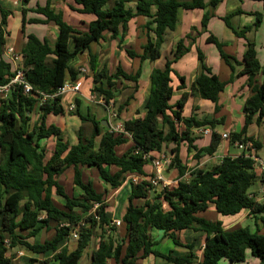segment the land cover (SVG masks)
Segmentation results:
<instances>
[{"label": "trees", "instance_id": "16d2710c", "mask_svg": "<svg viewBox=\"0 0 264 264\" xmlns=\"http://www.w3.org/2000/svg\"><path fill=\"white\" fill-rule=\"evenodd\" d=\"M30 1L22 0V32L26 40L18 66L33 90L25 94L21 86L14 85L7 94L0 93V264H14L9 252L16 248L37 256L18 264H80L94 239L97 247L90 254L89 264H142L151 255L165 264H219L222 259L237 264L245 262L249 255L264 264V200H258L254 192L264 175L255 161L243 151L202 169L189 168L181 158L182 143L187 144L188 154L194 153L200 159L203 153L214 155L222 141V135L214 130L222 123L221 119L199 120L184 115L190 94L212 101L219 112L220 94L228 82L241 75L248 77L251 95L243 106L244 127L241 132H232L230 141L234 144L238 140H252L257 152L263 148L261 141L246 135L252 123L264 122V63L260 62L256 45L247 36L252 27L238 30L231 23V17L242 11L223 17L236 36L246 40L241 60L228 53L226 44L216 36L211 34L207 38L230 67L229 80H222L213 72L204 52L198 48L200 71L191 92L185 91L175 103L171 102L176 89L172 75L180 81L178 89L186 88V78L178 74L174 64L191 50L197 39L194 32L201 34L193 26L179 39L163 67H155L151 72L146 115L123 121L128 134L113 132L100 120L83 115L81 99L76 98V109L70 111L71 115L78 116L82 123L90 122L92 130L89 136H84L81 127L77 142L71 143L59 126L48 123V117L67 113L64 96L57 93L66 81L80 79V71L70 65L76 57L85 52L89 54L94 84L91 92L102 97L105 105L116 101L120 84H132L126 89L131 88L133 92L116 111L119 119L136 98L143 62H155L162 57L165 36L176 29L179 10L214 8L223 0H73L78 7L69 5L71 10L95 16L85 30L68 23L64 12L53 6L52 0L27 8ZM254 1H261L264 6V0ZM30 11L39 17L27 18ZM11 14L0 2V85L7 84L13 76L11 63L3 55ZM137 17L146 19V38L141 51L123 47L129 24ZM210 18L211 14L205 12L202 27L206 32ZM263 18L264 13H257L255 26ZM50 23L58 30L54 44L46 37L26 31L27 24ZM108 39L116 40L118 48L124 49L130 59L140 60L135 72H126L120 63L114 72L101 67L91 46ZM237 66L241 67L239 71ZM204 127H211L213 131L210 143L200 148L196 144L200 136L195 130ZM51 138L55 143L49 151L47 142ZM129 142L131 145L120 153L119 147ZM171 145L172 162L168 169H177L178 179L175 185L157 192L148 180L152 172L146 168L150 164L146 155L165 151ZM70 168L73 169L72 193L60 181ZM85 168L95 169L99 179L112 189L122 186L127 174L141 176L137 183L131 181L128 207L122 218L123 236L112 225L107 189L100 191L93 180H86ZM211 205L223 216L248 210L255 230L249 226L230 230L221 220L206 218L203 214ZM154 229L164 231L175 248L167 253L156 249L159 243L152 236ZM184 230L204 234L200 253L194 242L180 240L178 233ZM45 231L54 233L45 240H32ZM75 232L77 238L73 237ZM71 240L76 245L73 249L67 245Z\"/></svg>", "mask_w": 264, "mask_h": 264}, {"label": "crops", "instance_id": "0c3cea01", "mask_svg": "<svg viewBox=\"0 0 264 264\" xmlns=\"http://www.w3.org/2000/svg\"><path fill=\"white\" fill-rule=\"evenodd\" d=\"M46 1L47 0H31L30 3L28 4L27 8H32V7L34 8V7H36L37 3L44 5V4H46ZM207 1H209V0H207ZM0 2H1L3 7L11 10V12H12V14L8 18L7 31L9 33L6 34V37H5L6 43L3 47V55H4L5 60L11 63V67L13 68L14 63L11 61V59L8 55V49L10 47H13V48H15V51L20 54L22 47L24 45L23 43H25L24 33L22 32V15H23L22 10L24 7L22 4V0H0ZM52 3H53V6H55L58 10H62L64 12V15L72 16L75 20H77V22H83V23L86 22L84 20L87 16L91 18V19H89L88 24L90 21L95 19V16L92 14H83V13H80L77 11H74L77 15H70L69 12L71 9H70L69 5H72V4L75 5L73 1H71V3L65 4V5L56 4L54 0H52ZM75 6L78 7L77 5H75ZM238 10H241L242 12L232 16L231 17V23L238 30H241L242 28L248 27V26L252 27V30L247 33V36L250 39V41L256 45V49L258 52V58H259L260 62L264 63V18H263V20L259 26H255L256 20H257L256 14L257 13L258 14L264 13L263 2L254 1V0H223L219 5H217L214 8L207 7L206 9H196V10H189V11L180 9L179 13H178V24L176 26V29L173 31H168L166 36H165V42L162 45V55H164L165 58L169 57L171 55V50L176 46L179 39H181L187 33H189L193 26L198 27V29L201 31V34L197 35V33L194 32V36H197L196 42L191 46V50L188 53H186L177 63L174 64V68L176 69L178 74L185 76V78H186V88L185 89H178L177 87L180 84V81L176 75H172L173 85L176 88L174 91L173 97H177L176 101L181 97V95L185 91L191 92L192 84L199 74L200 62L198 59V48H200L204 52V54L206 56V63L208 66H210L212 68L214 73H216L222 80H229L231 78L230 67L222 60V58L219 54V51H218L217 47L215 46V44L209 43L207 41V38L211 34L216 36L219 40H222L226 44L225 50L228 53L237 56V58L239 60H241L242 56L246 50V40L244 38L237 37L236 34L234 33V31L230 27H228L226 22L223 20L224 16L231 15L232 13H234ZM181 12H184V17H181V14H182ZM205 12H208L209 14H211L210 21L208 22L209 24H208V31L207 32H206V30H203V27H202V19L204 17ZM15 15L19 16V18L21 19V27H20L19 34L22 35L21 36L22 37V46H21L20 50L17 49L18 48L17 44H18V42H20L19 41L20 36L17 35L16 37H14L12 34V31L10 30V22L15 17ZM30 17H39V16L36 13L30 11L27 13V18H30ZM145 23H146V19L144 17H137L130 22L128 35L126 37L125 43L123 44L124 48H131V47H127V44L133 43V45H134V44H136V41H142L139 43V45L144 43V40L146 38V29L144 28ZM29 25H31V24H27V27H26L27 32H30L28 30V28H30V27H28ZM37 25H42V24H37ZM73 26H75V25H73ZM179 26L181 28L178 30ZM75 27L79 28L78 26H75ZM37 28H38V26H37ZM37 28L35 30H37ZM79 29L85 30L86 28H79ZM182 29H183V32L179 36H176V38L173 41L170 40V42L168 44L169 45L168 48L164 49L163 46H164V44H166V41L168 40V36L174 37L175 34L178 35V32ZM216 30L219 32V34L216 32ZM34 33L37 34V31H35ZM108 37H109V35H108ZM108 40H102V41L108 42ZM111 41H116V40H111ZM99 43H101V42H99ZM186 43H188V42H186ZM116 48H118V44L116 45ZM118 50H124V49L118 48ZM124 51H122L120 53L117 51V53H116L117 63H116V66L113 70H109L110 72H114L119 63L122 65L123 69L128 73L135 72L138 69V67L140 66V60L138 58L130 59L128 57V55L126 56L123 54ZM86 53L87 52L80 54L78 57H76L70 63V65L77 70V65L80 64L79 59L81 58V56H83ZM125 53H126V51H125ZM148 62L152 63L151 64L152 68H151V70L146 71L145 67H146V64ZM158 62H159L158 60L155 62H151L149 60H146L143 62V71H142L141 78L139 79V82H138L139 89L134 94L136 98H135V100H133L131 102V104L128 106L127 110L122 114L121 119L119 121H117L118 123L119 122L123 123L124 120H128V119H135L138 117H144L146 115L145 104H146L147 99H148L151 72L153 71V69L155 67L162 68L164 65V64L160 65V64H158ZM12 68H11V70H12ZM240 69H241V67L237 66V71H239ZM88 79L90 81L92 79V76L91 77L89 76L88 78H84V81H87ZM92 81H93V79L91 80V82ZM77 82H80L81 86H82L81 78L79 80H77ZM91 82H90V86L92 88L94 84ZM84 83H83V87L82 88L80 87L79 93L76 94L75 96L72 93H67L66 95H64V99L66 100V103L64 102V105H65L66 109H67L68 104L72 101V99L75 100L76 98H79V99H81L80 112L83 115L94 117L95 119L100 120L102 125H104L103 122L105 121L108 124V127H106L105 125L104 126L108 129H111V127L115 124L114 120H116V118L115 119L109 118L108 108L104 109L103 107L100 108V107L96 106L95 107L96 109H95L91 106V103H90L91 97H88L87 92H86L87 90H84V87H85ZM142 87H143L144 94H142V91H141ZM250 95H251V88L248 85V77L246 75L236 76L230 82H228L225 90L220 94L219 105L221 106V109L219 112H216L215 104L212 101L207 100V99H203V98L199 97L196 93L192 92L190 94L188 101L186 103V106H185V108L188 106L190 107V114L187 115L185 113V110H184V115L187 117L195 116L199 120H204L205 118H209V119H211V118L215 119L216 118L217 120L221 119L222 120L221 124L223 125V129L219 130L217 126L214 129L217 132H219L221 135H223L224 133H229L231 135L232 132H241L243 127H244V124H245V114H244L243 106H244L246 99ZM141 102L143 105H141ZM99 109L101 111H99ZM67 113H68V111H67ZM67 113L65 115H59V116L50 115L48 117V123H55L53 120L54 117H57L60 119L62 118L63 123H59L57 126H59L63 130V133H64L66 139H68L71 143H76L78 140L79 130L81 127H83V123L78 116L70 114V118H76L77 119V121H74L72 123L73 127L71 129L75 131V135L72 136L71 130H68V132H66V128H67L68 124L65 125V123H64L65 118L67 117ZM130 113H135V114L133 117H128L127 115ZM91 126H92V124H91ZM204 128L211 129V127H204ZM91 130H92V128H91ZM211 131H213V129H211ZM82 133L84 136H87L84 134V131H82ZM195 133H196V135L200 136V138L198 140H196V144L198 145V147L202 148V147L207 146L210 143L211 134L203 135L201 130H195ZM246 135L252 136V137H254V139H257V140L262 142L263 148L260 151H258L259 156L262 157L260 155V152L264 149V122L261 125H258L256 122L252 123L249 126ZM69 137H71V138H69ZM49 140H51V141H53V143H55L54 138H51ZM130 145H131V143H130ZM47 147H48V142H47ZM121 147H119V148H121ZM53 148L50 149L48 147L49 151H52ZM233 149H236L237 151H234ZM160 153H165V151L153 152V153H151V155L154 157V156H158ZM241 153H242V151L240 149H238L234 144H231L230 139L223 138V137H222L221 144L218 147L217 151L214 153V155H208L206 153H203L202 157L200 159H196L193 155L194 153L188 154L186 143L181 144V158L183 159L184 163H186V165L189 168L198 167V168H202V169H207V168H210L213 165L219 163L221 161V159H223L227 155L237 156V155H240ZM50 154H51V152L49 153V155ZM262 158H264V157H262ZM146 168L149 172L153 171V167H152L151 163ZM89 170H91V169H89ZM115 170H117V169H115ZM165 172L168 173L171 178L175 177L176 180L178 179L177 169L169 170L167 167L165 169L164 173ZM135 176L139 177L140 175L127 174L126 181L122 184V186H120L117 189H112L111 187H109L108 185H106L104 182H102L99 179L101 184L103 185L104 190L107 189L106 201L109 204L108 211H109L110 216L113 219V221L114 220H121L122 221V218H123V216L126 212V209L128 207L129 196L131 194V181ZM259 185H260V183H259ZM261 189H262V191H264V185ZM260 192L258 193L257 198H258V200L261 201L263 199H261V197H259V195L261 194ZM213 208H215V207L213 205H211L208 212L210 210H212ZM244 211H247V214H249L248 210H244ZM244 211H242V212H244ZM208 212L203 214L206 218H208V216H207ZM214 220H219V219H214ZM124 230H125L124 228H119V230H118L119 235L123 236ZM184 231L189 232L190 230H184ZM191 231L195 235H198L201 233V232H195L193 230H191ZM181 232H183V231H181ZM181 232L178 233V237L180 236ZM40 236H41V234L37 238L32 239V240L37 242V241H39L38 238ZM152 236L156 241H158L159 244H161L163 242L168 243L169 240H171L169 237L165 236L164 231H162V230L154 229L152 231ZM180 240L182 241V239H180ZM73 242H75V241L71 240L70 242L67 243V245L70 247V249H73L71 247V244ZM185 242L192 243V242H194V240L192 239V240L185 241ZM17 249L21 250L19 248H17ZM156 249H158L157 246H156ZM171 249H173V248H170L169 251ZM87 252L85 253L84 256H86ZM28 257H37V256H34V255L32 256V254H31V255H26L25 258H28ZM89 261L87 264H89ZM141 263L142 264H162L163 262L160 258H156V257L151 255L148 258H146L145 260H142Z\"/></svg>", "mask_w": 264, "mask_h": 264}, {"label": "rangeland", "instance_id": "374dc122", "mask_svg": "<svg viewBox=\"0 0 264 264\" xmlns=\"http://www.w3.org/2000/svg\"><path fill=\"white\" fill-rule=\"evenodd\" d=\"M54 1H55L56 4L65 5V4L71 3V1H73V0H54ZM69 13H70V15H77L73 10H70ZM181 13H182L181 17H184V12H181ZM65 19H66V21L68 23L73 24L75 26H78L79 28H87L88 21L91 18L87 16L85 18V20H84L86 22H84V23L83 22H77V20H75L72 16H68V15H65ZM37 26H38V28H37ZM20 27H21V19L19 18V16L15 15V17L10 22V30L12 31V34H13L14 37H16L17 35L20 36V39H19L20 42H18V44H17V46H18L17 49H19V50H20V48L22 46V37H21L22 35L19 34ZM28 27H30V28H28V30L30 32L37 31V34L41 38L46 37V38H48L50 40L51 44H54V41L56 39L58 30H57V27L53 23H50L48 25L31 24ZM36 28H37V30H35ZM180 28L181 27L179 26L178 30ZM182 32H183V29L178 32V35L175 34L174 37L168 36V40L166 41V44H164V46H163L164 49L168 48V46H169L168 44H169L170 40L173 41L176 38V36H179ZM216 32L219 34V32L217 30H216ZM24 40H26L25 39V35H24ZM140 42H142V41H136V44H134V45H133V43L127 44V47H131L133 49H136L137 51H141V45H139ZM116 45H117V42L116 41H111V39H109L108 42L101 41V43H99V44L98 43H93L92 44V46H91L92 47V52L99 57L101 67L105 66V67L108 68V70H113L115 68L116 63H117V56H116L117 51L119 53L124 51V50H118V48H116ZM123 54L127 56L125 51L123 52ZM165 60H166V58L164 57V55H162V57L158 60L159 61L158 64L163 65ZM89 61H90L89 54L86 53L83 56H81V58L79 59V63L80 64L77 65V70L78 71L81 72L83 68H85L87 70V72L85 74L81 73V77H80L81 80H82L81 88L83 87V83L85 82L84 83V86H85L84 90H87L86 92H87L88 97H92V96L93 97L94 96L99 97L98 94H95V93L91 92L90 82H91L92 79L90 81H89V79L87 81H84V78H88L89 76L91 77V75H92V72H91L90 67H89ZM151 64L152 63H150V62H148L146 64V67H145L146 71L151 70V68H152ZM91 83H93V81ZM127 85L132 86V84H126V83L119 85L120 92L118 93V97L116 98V101H112V103H111V106H112V108L115 111H117L119 105L126 100V98L129 95V93L133 92V90L131 88L130 89H126ZM141 91H142V94H144L143 87H142ZM176 99H177V97H173L171 102L175 103ZM90 100H91L90 101L91 106L93 108H95L96 106L100 107V108L103 107L104 109L108 108V106L105 105L104 101L102 103H100V102H98V99H95V98H93V99L90 98ZM64 102L66 103L65 99H64ZM141 105H143L142 102H141ZM99 111H101V110L99 109ZM69 112L70 111H68L67 117L65 118V122L64 123H65V125L68 124L67 128H66V132H68V130H71L72 131V136H74L75 135V131L72 130L71 128L73 127L72 123L74 121H77V119L76 118H70L71 112L70 113ZM135 113H130L127 116L128 117H133ZM185 113L187 115L190 114V107L189 106L185 108ZM120 119L121 118L114 120V123L116 124V122L119 121ZM53 120H54L56 125H58L59 123H63V119L62 118L60 119V118L54 117ZM217 127H218L219 130L223 129V125L222 124H217ZM91 128H92V126H91L90 122L83 123V131H84L85 135L89 136V134L91 132ZM69 138H71V137H69ZM129 146H130V143L122 146L121 148H119V152L122 153ZM48 147L50 149H52L54 147L53 141H51V140L48 141ZM171 147H172V145L165 149V153L166 154L172 155V153L170 151ZM233 150L237 151L236 149H233ZM260 155L262 157H264V149L260 152ZM115 169L116 168H113V170H115ZM84 178L86 180L91 178L93 181H95V185L100 191L104 190L103 185L101 184V182L99 180L98 173H97V171L95 169L89 170L88 168H85L84 169ZM164 179H165L164 182H163L164 185H167V186L175 185V182H174L176 180L175 177L171 178L170 175L168 173H166V172L164 173ZM60 181L63 182V184L65 185L67 191L69 193H72L74 191L73 169L72 168L68 169L60 177ZM259 183H260V185H259ZM263 185H264V180L262 179L260 182H258L255 185L254 192L257 193V195H258V193L261 191L260 192L261 194L259 195V197H261V199L264 200V191H262V189H261L263 187ZM207 216L211 220H214V219L221 220L224 223L225 228L226 229H230V230L235 229V227L238 228L239 226H249V227L252 228V230H255V228H256L254 220L252 219L250 214H247V211H244V212H242L240 214H237L235 216H223V215L219 214L216 211L215 208H213L212 210H210L207 213ZM119 228H123V225H121ZM119 228L117 227V230H119ZM53 233H54V231H50V232L45 231V232H43L41 234V236L38 239L39 240L40 239L41 240H45L47 238L52 237ZM179 238L182 239V241H184V242L193 239L194 243L196 245L195 249L198 251V253H200L201 247L203 245V240H204V234L203 233L195 235L191 230L189 232L183 231V232H181ZM71 247L72 248L75 247V242H73L71 244ZM96 247H97V239H94L92 241V244H91L86 256H84L82 258V260L80 261V264H87L88 263V261L90 260V254H91L92 250H94ZM157 248L159 250L167 253V252H169L170 248H173V249L175 248V244H174L173 240L171 239V240H169L168 243L163 242V243L157 245ZM9 255H12L14 257L13 263L14 264H18V263H22L26 259L25 258L26 255H31V254L29 252H27L26 250H18L16 248V249L12 250L11 252H9ZM200 256H201V254H200ZM162 262H163L162 264H165L164 261H162ZM34 264H39V263H34ZM219 264H233V263L229 262L226 259H222V260H220ZM237 264H261V262L259 261V259L249 255L245 262H241V263H237Z\"/></svg>", "mask_w": 264, "mask_h": 264}, {"label": "built area", "instance_id": "2783aa9c", "mask_svg": "<svg viewBox=\"0 0 264 264\" xmlns=\"http://www.w3.org/2000/svg\"><path fill=\"white\" fill-rule=\"evenodd\" d=\"M8 55L11 59V61L14 63L13 68H12V74L13 76L10 78V81L5 84V85H0V93L5 95L10 91V88L13 87L14 85H19L23 88V91L25 94H30L33 90L32 85L26 80L25 78V73L24 71L19 68L18 64L19 61H21V53H17L15 51V48L10 47L8 49ZM87 72V70L85 68L82 69V71L80 73L85 74ZM81 87V83L80 82H72V81H66L65 84L59 89L57 95H66L67 93H72L74 94V96L76 94L79 93ZM92 99H98V102L102 103L104 101V99L102 97H96V96H92ZM105 103V102H104ZM112 103V102H111ZM111 103L108 106V115L109 118H113L115 119L117 117V113L116 111L112 108ZM76 109V102L74 99H72V101L68 104L67 106V110L68 111H74ZM111 131L113 132H125L124 129V125L123 123L119 122L114 124L111 129ZM203 135H209L211 134V129L209 128H201L200 129ZM128 134V133H127ZM223 138H228L230 139V134L229 133H224L222 135ZM234 145L240 149L242 152L244 151L245 154L247 156H250L256 163L257 168L259 169L260 173H262L264 175V158L260 157L255 143L252 140H248V141H236L234 143ZM147 158L149 159L150 163L152 164L153 167V171H152V175L149 177V183L152 185V188L157 191L160 192L163 187L167 186L164 185V171L165 169L171 164L172 162V155L170 154H166V153H160L158 156H152L151 154L146 155ZM141 178V176H135L132 181L137 183L139 181V179ZM164 185V186H163ZM112 225H115L117 227H120L122 225V221L121 220H114L112 222ZM78 234L77 232H75L73 234L74 238H77Z\"/></svg>", "mask_w": 264, "mask_h": 264}, {"label": "water", "instance_id": "95a60500", "mask_svg": "<svg viewBox=\"0 0 264 264\" xmlns=\"http://www.w3.org/2000/svg\"><path fill=\"white\" fill-rule=\"evenodd\" d=\"M103 124H104L106 127H108V124H107L105 121L103 122Z\"/></svg>", "mask_w": 264, "mask_h": 264}]
</instances>
